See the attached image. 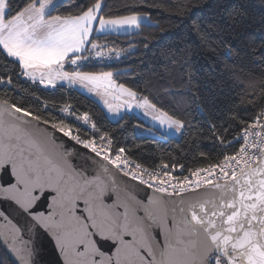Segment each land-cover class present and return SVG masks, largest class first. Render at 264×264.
I'll return each instance as SVG.
<instances>
[{
  "label": "snow or ice",
  "instance_id": "obj_1",
  "mask_svg": "<svg viewBox=\"0 0 264 264\" xmlns=\"http://www.w3.org/2000/svg\"><path fill=\"white\" fill-rule=\"evenodd\" d=\"M204 4L205 0H189L181 13L188 17V42L166 50L153 75L168 85L178 81L180 94L189 96L201 111L209 103L219 102L222 95L229 101L233 95L239 97L227 113L233 118L236 103L255 107L260 102L253 122L241 121L242 136L226 138L228 128L223 123L208 121L206 131L223 149L222 158L206 167L192 169L188 175L183 174L182 164L161 162L149 169L131 159L123 146L114 147L112 137L101 132L87 112L78 113L68 102L57 104L32 91L37 103L30 109L0 97V199L14 201L31 216L35 223L29 222V231L39 226L49 233L65 264H264V74L256 84L245 78L250 74L239 64L224 63L222 71L227 76L206 70L198 75L199 70L189 62L195 49L215 53L222 48L227 58H248L264 69V36L256 40L245 35L248 13L240 0L218 2V18L211 22L195 14ZM61 6L58 0H0V50L7 72L0 74L4 90L16 89L13 72L42 89H56L58 83L67 81L70 87L78 84L100 97L114 115L121 108L142 109L162 126L183 129L184 121L147 94L119 83L112 70H83L85 61L119 59L123 49L104 41L112 33L141 30L143 21H151L150 15L129 6V14L107 16L104 0H90L67 13H59ZM260 26L264 30V14ZM234 35L244 36L246 51L232 44ZM52 111L63 115L58 119ZM28 117L30 120L24 119ZM67 117L82 122L83 128L67 122ZM16 121H35L37 128L50 126L94 154L91 159L99 168L85 159L77 170L68 158L71 153L60 151L62 144L56 145L47 135L46 140L54 145V159L35 142L23 147L21 141L27 133ZM82 130L90 134L88 138H82ZM234 140L241 143L229 154L227 147ZM97 157L105 163L100 164ZM109 165L151 193L145 190L144 197L137 199L127 182L123 187L114 178L109 183L103 178L110 172ZM178 168L181 174L174 175ZM201 188H211L218 195L187 207L182 199L179 206L166 199ZM110 194L116 198L106 202ZM201 234L203 242L193 239ZM104 242L115 245L113 254L104 250ZM32 255L33 250L28 249L21 256L24 264H32Z\"/></svg>",
  "mask_w": 264,
  "mask_h": 264
},
{
  "label": "trees",
  "instance_id": "obj_2",
  "mask_svg": "<svg viewBox=\"0 0 264 264\" xmlns=\"http://www.w3.org/2000/svg\"><path fill=\"white\" fill-rule=\"evenodd\" d=\"M22 2V0H21ZM90 0H71L70 3L61 0L59 13L75 11L76 5L83 7ZM222 0H205V4L198 8L195 14L206 18L209 22L218 18L219 9L217 3ZM235 2V0H229ZM247 10L248 26L245 35L259 40L264 36V30L260 26V17L264 14V3L262 0H240ZM107 4L105 14L115 16L129 14L130 7L142 14L150 15L152 23H143L141 30L129 34H114L107 37L105 43H114L115 47L123 49L119 59H92L85 61L86 71L112 70L114 78L119 83H124L136 91L147 94L153 102L163 108L176 118L184 121V128L180 139L167 138L159 131L149 127L143 120L135 114H126L119 121H112L101 105L92 97L73 87L64 85L57 86L56 89H42V86L32 84L22 77H17L13 72V82L16 85L14 91H5L4 86L0 85V97H8L11 102H18L34 109L35 101L30 93L35 91L38 95L57 104L68 102L78 113L87 112L91 119L97 124L101 132H107L114 141V147L123 146L126 154L133 160L141 163L149 169L157 168L161 162L184 165L183 174L188 175L190 170L197 167H206L209 163H214L222 158L221 145L215 137L210 136L206 131L208 121L223 123L228 128L225 133L226 138H231L232 134L243 135L244 123L253 122L258 114L259 101L257 106H245L236 103L235 117L227 115L232 108L233 102H238L239 97L233 95L229 101L226 96H221L219 102L212 106L209 103L198 110L191 98L181 95L177 82L168 85L160 81L153 73L158 69L164 59L163 53L168 49L184 47L188 42V17L181 15L188 7L189 0H104ZM130 6V7H129ZM210 6V7H209ZM52 14H57L53 12ZM232 44L241 52L246 51L244 36L231 37ZM195 48V45H193ZM106 51V50H105ZM3 53L0 50V74H7L2 66ZM198 71V75L204 70L217 75L227 76V71H222L224 63L229 65L236 63L245 69L246 79L258 84L259 77L264 74V69L257 63L245 58L238 60L235 56L227 58L222 48H218L213 53L204 48L195 49L189 56ZM11 71V68H9ZM230 83H232L230 81ZM163 85V87H162ZM238 84V87H243ZM168 87V91H164ZM51 110V109H49ZM52 115L61 118L63 115L58 111H52ZM67 122L83 128L82 122L75 121L72 117H67ZM136 127L153 130L159 137H140L136 133ZM82 138H88L89 133L81 131ZM97 137L99 133H96ZM241 141L234 140L229 144L227 151L229 154L238 150ZM205 154V155H202ZM178 168L175 175H180ZM0 264H12L6 251L0 242Z\"/></svg>",
  "mask_w": 264,
  "mask_h": 264
},
{
  "label": "water",
  "instance_id": "obj_3",
  "mask_svg": "<svg viewBox=\"0 0 264 264\" xmlns=\"http://www.w3.org/2000/svg\"><path fill=\"white\" fill-rule=\"evenodd\" d=\"M24 119L30 120V117ZM9 122L12 123L11 121ZM15 123L22 127L24 132L27 133L24 140L21 141L23 147L28 148L30 143L35 142L43 148L46 155L54 159V145L46 140L47 135L55 140L56 145L62 144L60 151L71 153L68 158L71 160L73 166L77 167V170H80L79 166L84 164L85 159L88 160L89 164H92L93 168H99V165L95 164L91 159L94 154H91L89 150L83 149L80 145H76L68 138L63 137L62 134L51 129L50 126L40 124L37 128L35 121H31L30 123L16 121ZM32 151L35 152V148H33ZM95 160L99 161L100 164L105 163L98 157L95 158ZM108 167L110 172L103 174V178L109 183H111L113 178L121 187L127 182V185L133 194L137 196V199H142L144 197L145 190L149 194L151 193L150 189H145V186L139 185L136 181H131L129 177H124L123 174L117 172L113 166L109 165ZM89 171H92V169L90 168ZM12 182L14 183V178ZM221 183H223V181H221ZM4 186L7 185L5 184ZM121 195L124 196L125 194L122 193ZM217 195L218 193L211 188H201L196 192L186 193L184 197H168L166 199L176 201L178 206L179 201L182 199L183 206L187 207L192 203L213 199ZM115 198L114 194H110L105 200L106 202H111L114 201ZM145 203H147V201H145ZM171 207L172 204L170 203L169 208L171 209ZM33 211H35V209H33ZM45 215H48L47 211H45ZM5 217H7V219H5ZM29 222L32 224L35 223L32 221L31 216L20 209L14 201L0 199V242L12 264H24L21 256L25 255L28 249L33 250V255L31 257L32 264H65L64 257L50 234L39 226L29 231ZM126 239L131 238L126 237ZM157 239L162 241L163 237L158 236ZM193 239H198L200 242H203L204 237L203 234H201L200 237H194ZM104 244V250L109 255L115 252V245H112L111 242H104Z\"/></svg>",
  "mask_w": 264,
  "mask_h": 264
},
{
  "label": "crops",
  "instance_id": "obj_4",
  "mask_svg": "<svg viewBox=\"0 0 264 264\" xmlns=\"http://www.w3.org/2000/svg\"><path fill=\"white\" fill-rule=\"evenodd\" d=\"M61 0H58L60 2ZM63 84H67V81L63 82ZM73 88H76L77 90L83 92L85 95L92 97L95 99L101 107L104 109L107 116L114 122L119 121L124 115L126 114H135L138 116L141 120H143L149 127L152 129H155L159 131L162 135L166 136L167 138H174V139H180L183 129L180 131H176L175 129H169L167 126H162L158 123V121H154L151 117V115H145L144 110L142 109H133L131 111H126L125 109H120L119 115H114L110 112H108L107 107L104 105L103 101L100 99V97L96 96L94 93H89L86 89L82 88L80 85H74L71 86ZM136 133L140 137H159V135L156 134L153 130L144 129L143 127H136Z\"/></svg>",
  "mask_w": 264,
  "mask_h": 264
},
{
  "label": "rangeland",
  "instance_id": "obj_5",
  "mask_svg": "<svg viewBox=\"0 0 264 264\" xmlns=\"http://www.w3.org/2000/svg\"><path fill=\"white\" fill-rule=\"evenodd\" d=\"M147 15V14H146ZM143 23H147V24H150V23H152V21H148V20H145V21H143ZM142 23V24H143ZM133 32H136L135 30H129V31H127V32H124V31H121V32H119V33H114V34H129V33H133ZM60 85H64V86H68V87H70L69 85H67V84H60V83H58V85L57 86H60Z\"/></svg>",
  "mask_w": 264,
  "mask_h": 264
},
{
  "label": "built area",
  "instance_id": "obj_6",
  "mask_svg": "<svg viewBox=\"0 0 264 264\" xmlns=\"http://www.w3.org/2000/svg\"><path fill=\"white\" fill-rule=\"evenodd\" d=\"M253 131H257V129H253ZM173 174L175 175V172Z\"/></svg>",
  "mask_w": 264,
  "mask_h": 264
}]
</instances>
